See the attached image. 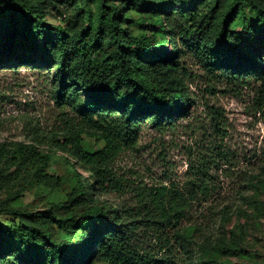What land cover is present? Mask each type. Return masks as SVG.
<instances>
[{"label": "rangeland", "instance_id": "374dc122", "mask_svg": "<svg viewBox=\"0 0 264 264\" xmlns=\"http://www.w3.org/2000/svg\"><path fill=\"white\" fill-rule=\"evenodd\" d=\"M11 1L24 5L44 33L56 36L53 26L65 28L69 44L84 29L110 39L98 18L100 0H0V46L7 45L13 30ZM102 1L106 8L118 7V24L129 35L145 34L156 47L164 44L169 68L184 80L193 107L172 125L142 122L136 141L120 143L121 151L111 157L109 171L116 181L102 191L94 187L91 168L72 169L75 161L63 147L78 134L85 151L108 149L106 138L113 135L104 123L82 116L84 95L59 104L56 67L19 63L17 58L0 66V208L18 210L16 215L0 211V250L26 248L16 233L19 225L38 230L61 250L83 246L79 225L61 221L81 215L83 209L69 207L68 201L84 195L90 204L110 205L136 221L133 246L149 261L264 264V77L233 80L213 71L193 47L201 24L218 26L235 0H203L195 12L183 14L178 7L187 0ZM254 1L264 7V0ZM256 19L246 3L231 30L240 32ZM160 25L163 32L156 31ZM17 42L24 40L18 36ZM54 52L60 61L59 49ZM57 141L64 143L60 149L53 148ZM20 142L35 143L43 155L50 152L49 164L21 160L16 152ZM165 191L186 197L184 216L172 225L141 216L143 204L164 199ZM193 191L198 194L191 199ZM180 236L190 242L193 259L182 251ZM10 251L6 260L23 264ZM90 264L108 263L92 257Z\"/></svg>", "mask_w": 264, "mask_h": 264}, {"label": "trees", "instance_id": "16d2710c", "mask_svg": "<svg viewBox=\"0 0 264 264\" xmlns=\"http://www.w3.org/2000/svg\"><path fill=\"white\" fill-rule=\"evenodd\" d=\"M202 1L187 0L181 3L179 13L195 12ZM246 3L257 13L256 21L247 24L240 32L231 30ZM99 4L98 18L105 24L110 39L105 40L102 33L93 34L84 29L69 44L65 28L53 26L56 36L46 34L44 27L36 24L24 5L11 1L10 7L15 16L12 19L13 30L7 45L0 46V66L17 58L19 63L56 67L59 81L56 99L59 104L73 97L80 100V93L84 95L87 101L83 105L82 116L91 122L97 118L99 123H104L106 131L113 135L106 138L108 149L87 152L78 134H72L65 144L55 142L53 148L60 149L64 144L63 147L68 149L75 161L71 164L72 169L77 165L91 168L94 187L107 191L116 181L110 175L109 162L113 155L121 151L120 143H134L139 126L144 121L155 126L172 125L186 116L194 103L184 80L169 68L171 58L167 56L164 44L156 47L154 39L145 34L129 35L128 30L118 24V7L106 8L102 0ZM163 7L170 11V6ZM21 22L23 26L19 27ZM199 29L201 31L193 38V47L213 71H219L233 80L249 76L264 77L263 5L254 0H235L218 26L202 23ZM156 31L164 30L160 25ZM169 33L175 35L171 28ZM18 36L24 42L14 44ZM56 48L59 49L60 61L55 57ZM156 55L158 59L149 60ZM16 149L25 163L43 159L44 164L48 165L53 156L50 152L43 155L33 142H20ZM194 185L199 186L197 183ZM197 194L191 192V199ZM164 196L160 201L144 203L141 216L155 218L153 222L156 224L179 222L186 210L183 202L186 197L176 191L169 196L165 191ZM90 201L84 195L76 199L71 196L69 207L82 208L83 211L80 216L73 215L61 221L64 226L79 225L83 246L65 245L61 250L38 230L19 225L16 233L19 239L26 242V248L19 250L18 244L21 242H17L18 249L12 250L13 254L23 264H90L92 257H99L108 264H165V261H149L134 249L137 228L132 227L136 221H130L128 216L110 205L90 204ZM0 211L10 215L18 213L17 209L7 205L1 206ZM46 213L51 215L53 210ZM39 222L47 223L46 220ZM1 229L3 232L4 227ZM179 239L182 251L189 260L193 259L195 252L190 242L182 236ZM6 249L12 247L4 246L0 250V264H15L11 259L6 260V253L10 251Z\"/></svg>", "mask_w": 264, "mask_h": 264}]
</instances>
